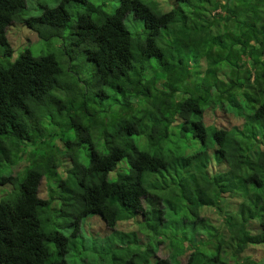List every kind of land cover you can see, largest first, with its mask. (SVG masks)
Here are the masks:
<instances>
[{
  "label": "trees",
  "instance_id": "1",
  "mask_svg": "<svg viewBox=\"0 0 264 264\" xmlns=\"http://www.w3.org/2000/svg\"><path fill=\"white\" fill-rule=\"evenodd\" d=\"M162 1L23 16L24 0H0V166L25 161L0 177V264H67L87 214L111 230L93 234L96 264H264L238 256L264 244V0ZM13 20L65 65L28 48L9 60Z\"/></svg>",
  "mask_w": 264,
  "mask_h": 264
},
{
  "label": "rangeland",
  "instance_id": "2",
  "mask_svg": "<svg viewBox=\"0 0 264 264\" xmlns=\"http://www.w3.org/2000/svg\"><path fill=\"white\" fill-rule=\"evenodd\" d=\"M87 2L94 4V5H100V7L105 12H110L113 10L114 6L117 4L118 0H86ZM25 4L22 8L21 14L23 16L28 15H37L43 6H53L55 5L58 0H24ZM163 9H166L168 7L167 1L159 0ZM83 8V4L80 2H71L67 5V9L70 13V18H73L75 15L76 10H80ZM124 24L127 26L128 29L133 30L135 28H138L140 26V22L132 17L131 13H127L123 19ZM6 34L8 37V41L10 44V50H11V57L9 60L12 59L13 56H15L20 50L23 48H28L32 54H39L46 51H52L55 53L57 60L59 63L64 66L65 64L60 59L57 52L61 49L59 43L55 40H52L49 45H46L42 39H40L36 32L32 29L26 27L24 24L17 20L11 21L7 27H6ZM60 47V48H59ZM63 57V56H62ZM7 57L5 56V59ZM8 59V58H7ZM203 120L205 123L212 122L218 127H229L235 123L234 117L227 114H221L216 115L211 110H206L203 115ZM189 145H191L194 141L189 140ZM24 160L20 161H14L13 163L9 164H3L0 166V177L2 176H16L18 179L21 175V171L23 166L25 165ZM21 166V170L18 171V169ZM117 169L125 170L126 168V162H124V159L119 161L116 164ZM19 174H17L18 172ZM116 175V168L109 171L107 173V179H113ZM41 192H46V184L44 182V179H41ZM12 185L9 182L0 183V199L4 196H6L7 192L11 189ZM58 201L56 198L52 201V206L57 207ZM209 216L211 218L219 219L220 217L217 214H214L213 212H208ZM57 220H60L61 218L59 216L54 217ZM115 228L117 230L134 234L136 238L138 239H145V234L142 230H139L137 227V224L135 221L132 220H125L120 221L116 224ZM70 227L67 228H61L62 231H68ZM110 229H108L104 223L102 222L100 216L98 214H87L85 217L81 218L79 222V234H77V241H76V250L70 251L66 254H64L65 261L67 264H96L100 259L99 255L96 254L95 250H98L99 248L93 249V244H97L95 241V237L93 234L99 235L100 237H103L104 235H107L110 233ZM111 235V234H110ZM81 240V241H80ZM95 241V243H93ZM100 242V240L98 241ZM98 245V244H97ZM223 248V246H221ZM163 247H160L159 250H157L156 255L163 256ZM221 251H223L221 249ZM243 255H247L253 262L257 261L258 259H264V244H250L247 245L246 248L238 255L242 257ZM237 256V258H238ZM235 260L232 258V263L235 264ZM109 262V261H108ZM231 262V261H230Z\"/></svg>",
  "mask_w": 264,
  "mask_h": 264
}]
</instances>
